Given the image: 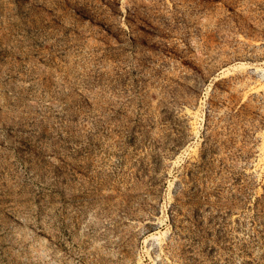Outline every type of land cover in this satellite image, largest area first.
<instances>
[{
  "label": "rangeland",
  "instance_id": "374dc122",
  "mask_svg": "<svg viewBox=\"0 0 264 264\" xmlns=\"http://www.w3.org/2000/svg\"><path fill=\"white\" fill-rule=\"evenodd\" d=\"M0 264H264V0H0Z\"/></svg>",
  "mask_w": 264,
  "mask_h": 264
}]
</instances>
